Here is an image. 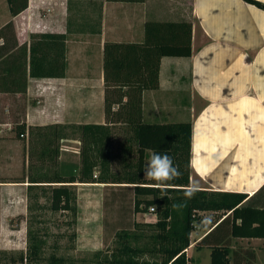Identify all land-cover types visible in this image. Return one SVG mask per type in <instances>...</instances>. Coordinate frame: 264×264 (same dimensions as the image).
<instances>
[{
	"label": "crops",
	"instance_id": "1",
	"mask_svg": "<svg viewBox=\"0 0 264 264\" xmlns=\"http://www.w3.org/2000/svg\"><path fill=\"white\" fill-rule=\"evenodd\" d=\"M1 8L6 14H0V19L16 24L19 45L30 43V33H66L67 68L64 77L29 78L25 93L0 91V98L8 100L5 110L9 113L0 112V171L29 166L28 151L25 149V154L12 131L17 124L113 125L107 123L105 114L106 41H141L145 23L151 20L187 21L193 25L192 55L161 59L159 88L143 92V119L192 121L190 187L253 196L264 185L263 9L244 0H29L28 7L16 16L10 13L8 0H0ZM98 23L101 30L94 33ZM180 90L188 94L184 103L168 98L169 92ZM36 98V103L31 101ZM78 136L56 142L60 171L66 176L81 168ZM118 137L116 133V141ZM148 154L150 157L151 151ZM41 158L44 169L51 167L48 155ZM94 170L96 176L100 169ZM7 175L0 173V186L17 189L30 184L28 175L15 181L6 179ZM78 185L85 187L87 197L103 195L106 187H133L91 182ZM20 199L21 203L16 199L4 204V209H23L25 194L21 193ZM229 214L198 212L186 251L191 264H203L204 258L205 264H211V248L196 247L209 233L212 241L232 238L233 264L258 263L255 247L241 246L238 241H262L264 248V239L230 236L229 222L218 227ZM144 215L146 222H155V213L148 210Z\"/></svg>",
	"mask_w": 264,
	"mask_h": 264
},
{
	"label": "trees",
	"instance_id": "2",
	"mask_svg": "<svg viewBox=\"0 0 264 264\" xmlns=\"http://www.w3.org/2000/svg\"><path fill=\"white\" fill-rule=\"evenodd\" d=\"M244 1L264 10V3L259 0ZM8 5L10 13L16 16L28 7L29 0H8ZM97 26L94 33L101 30L99 23ZM6 29L13 30V24L10 22L0 30V91L25 93L29 78L65 76L66 33H31L30 43L19 45L15 37L12 42L8 39ZM192 35V22L151 20L145 23L141 41L105 42V114L107 123L112 126L59 123L42 128L28 127L25 122L16 125L17 138H23L29 130L31 139L34 129H50L52 134L50 139L43 135L42 141L48 142L40 152V157L48 155L50 158L52 174H28L29 199H35V203L40 196L37 190H40L51 211H68L76 216V183L91 182L132 185L135 214L145 213L155 206L157 220H135L131 229L116 232L115 245L108 253H100L103 257L98 258L97 264H191L186 251L191 244L190 236L199 211H228L230 214L218 227L229 222L230 236L264 239V185L253 196L244 192L195 188L194 195L187 198L184 193L190 187L192 121L149 122L143 119V92L159 88L161 59L164 56H191ZM118 124L122 138L116 141ZM68 130L73 134L69 135ZM74 134L79 135L82 143L81 168L76 174L66 176L60 171L56 142L74 137ZM148 151L151 156L153 153H168L179 175L166 182L146 177L143 168L149 157ZM117 158L121 159L124 171L114 170ZM95 167L100 169L96 176ZM33 208L34 204L28 205L31 215ZM209 234L196 247L211 248V264H233L232 238L212 241ZM27 236V249L18 257H12L13 264L43 260L47 238L33 221H29ZM66 261L64 256L51 254L47 264H66Z\"/></svg>",
	"mask_w": 264,
	"mask_h": 264
},
{
	"label": "rangeland",
	"instance_id": "3",
	"mask_svg": "<svg viewBox=\"0 0 264 264\" xmlns=\"http://www.w3.org/2000/svg\"><path fill=\"white\" fill-rule=\"evenodd\" d=\"M0 14L5 15V8L0 9ZM7 20L0 19V30L4 28L5 24L12 23V29H6L8 39L12 42L15 37L17 40L16 24L12 20L2 25ZM2 22V23H1ZM14 36H13V35ZM31 34V33H30ZM2 42V39H0ZM28 42V40H27ZM30 42V36H29ZM18 44L19 41H18ZM24 44V43H23ZM187 92H169L168 98L179 99L182 103L187 99ZM0 112H6L5 107L8 100L0 98ZM34 103L38 99L31 100ZM3 114V115H4ZM1 116L5 118V116ZM172 121V120H169ZM41 127V126H40ZM43 128V127H42ZM13 134H16V127L12 129ZM50 129L38 130L34 129L32 138L30 139L29 130L23 138H19L21 148L28 151L29 166L21 169L19 167L13 168L8 173L0 171L1 174H8L6 179H21L28 174L45 173L52 174L53 169L44 171V163L41 162L40 150L43 143V135L52 138ZM118 132V128L116 130ZM72 135V130L67 131ZM3 132H0L2 134ZM122 134L118 132V140L122 138ZM76 134H74L75 136ZM117 140V141H118ZM28 146V147H27ZM116 147V145H115ZM30 152V153H29ZM27 154V152H25ZM135 157L136 154L134 153ZM151 157L147 158L146 163ZM41 169V170H40ZM121 159L117 158L114 161V170L124 171ZM24 176V177H23ZM2 177V176H0ZM9 177V178H8ZM133 187H106L103 195H92L87 197L86 189L83 186H76L77 191V214L74 216L72 212H53L49 208L48 200L41 193L37 203L35 199H29L28 187H17L11 189L9 187L0 186V264H13L12 257H18L20 252L27 249V230L29 221H33L34 226L39 228L41 234L47 238L43 260L40 262H17L15 264H47L48 258L51 254L57 256H64L67 259L66 264H97L98 258H102V254H106L115 245V234L122 229H131L134 221H145L144 213L135 214L133 204ZM13 192V193H12ZM35 192V191H34ZM12 193V194H11ZM21 193L25 194L24 208L5 210L4 204H11L17 199L21 203ZM33 193V192H32ZM27 197V199H26ZM101 197L103 199H101ZM102 202H101V201ZM26 201V202H25ZM34 204L32 215L28 210V205ZM26 206V207H25ZM75 234V235H73ZM241 246H254L258 256L257 264H264V248L262 241H238ZM205 254V251H203ZM102 253V254H100ZM100 254V256H99ZM198 264V262H192ZM205 264V258L203 259Z\"/></svg>",
	"mask_w": 264,
	"mask_h": 264
},
{
	"label": "clouds",
	"instance_id": "4",
	"mask_svg": "<svg viewBox=\"0 0 264 264\" xmlns=\"http://www.w3.org/2000/svg\"><path fill=\"white\" fill-rule=\"evenodd\" d=\"M146 177H150L157 182H166L174 179L179 175L175 167L173 158L168 153H153L150 160L143 168ZM195 193V188L189 187L185 190L184 195L191 198ZM176 207V205H174Z\"/></svg>",
	"mask_w": 264,
	"mask_h": 264
},
{
	"label": "built area",
	"instance_id": "5",
	"mask_svg": "<svg viewBox=\"0 0 264 264\" xmlns=\"http://www.w3.org/2000/svg\"><path fill=\"white\" fill-rule=\"evenodd\" d=\"M2 42L0 41V44H1ZM22 137L24 136V135H21ZM149 212L150 213H155V206H151L150 208H149ZM156 214V213H155ZM155 221L157 220V216H156V219H154ZM146 221H148V218H146ZM150 221V220H149Z\"/></svg>",
	"mask_w": 264,
	"mask_h": 264
}]
</instances>
